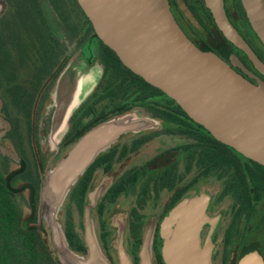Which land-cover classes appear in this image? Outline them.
Masks as SVG:
<instances>
[{"label": "flooded vegetation", "instance_id": "af4514ba", "mask_svg": "<svg viewBox=\"0 0 264 264\" xmlns=\"http://www.w3.org/2000/svg\"><path fill=\"white\" fill-rule=\"evenodd\" d=\"M168 2L174 19L199 49L216 54L250 84L264 85V74L224 37L204 0ZM224 4L230 22L264 65V44L242 1ZM194 10L202 12L201 23L194 20ZM98 40L78 0H0V116L6 122H0V144L16 156L0 149L1 170L9 176L18 174L15 183L25 188L19 200L27 212L38 202V229L52 242L56 239L50 219L55 209L44 211L41 220L43 191L51 183L55 191L63 170H74L88 143L74 154L71 150L111 116L110 103L95 96L96 87L70 117L65 137L52 151L54 95L67 69L99 63ZM192 121H162L153 129L128 132L70 186L57 217L64 243L74 254L87 258L93 251L110 264H144L145 246L148 262L166 264L162 223L179 203L201 194L211 197L207 214L215 225L203 227L201 240L205 245L211 235L212 264H237V252L227 243L230 237L263 242L264 193L257 198L264 186L251 184V206L246 211L245 203L226 191L230 173L210 175L206 156L210 132ZM76 128L85 130L84 135L76 143L65 142ZM236 220L239 229L233 235L230 229Z\"/></svg>", "mask_w": 264, "mask_h": 264}, {"label": "water", "instance_id": "95a60500", "mask_svg": "<svg viewBox=\"0 0 264 264\" xmlns=\"http://www.w3.org/2000/svg\"><path fill=\"white\" fill-rule=\"evenodd\" d=\"M78 1L98 38L128 69L163 91L217 141L264 166V85L250 84L216 54L199 49L174 19L168 0ZM241 1L252 28L264 44V0ZM204 2L224 37L242 49L264 74V65L230 22L224 0ZM103 73L99 63L76 64L64 72L54 95L57 110L51 145L58 148L68 131L70 117L93 93ZM0 122L6 123L1 116ZM158 125V121L143 113L129 114L94 128L71 150L74 154L88 143L74 170L64 169L55 191L51 183L42 194L41 220L44 211L52 206L55 209L50 228H55L57 243L53 241V244L60 253L59 264H110L93 251L87 258L74 254L64 243L57 213L70 186L110 145L128 132H141ZM0 149L16 159L2 144ZM210 201L207 194L184 200L163 221L162 254L166 264H212L211 235L205 245L201 240L203 227L215 225L207 214ZM142 260L151 264L145 246ZM237 264H264V257L259 248H252L239 257Z\"/></svg>", "mask_w": 264, "mask_h": 264}, {"label": "trees", "instance_id": "16d2710c", "mask_svg": "<svg viewBox=\"0 0 264 264\" xmlns=\"http://www.w3.org/2000/svg\"><path fill=\"white\" fill-rule=\"evenodd\" d=\"M192 13L194 20L201 23L202 12L194 10ZM98 42L97 61L103 67L104 73L95 96L106 99L111 105V116L103 122L143 113L158 122L185 118L193 123L174 100L134 74L113 50L102 41ZM74 132H71V138L68 137L65 142L76 143L85 130L78 131L76 128ZM208 141L206 156L210 175L220 176L223 170L229 172L226 191L233 194L239 202L245 203L246 211L250 210L249 188L253 182L257 188L264 186V166L216 141L209 133ZM17 178L18 174L9 176L0 168V264H59L49 236L38 229V202H35V208L30 209L31 211L25 210L19 200L24 195L25 188L16 185ZM263 193L264 188L258 189L257 200L261 199ZM238 229L236 220L230 229L231 234L234 235ZM227 243L230 249L237 252V259L252 248H259L261 254L264 251V239L263 242H237L230 237Z\"/></svg>", "mask_w": 264, "mask_h": 264}, {"label": "rangeland", "instance_id": "374dc122", "mask_svg": "<svg viewBox=\"0 0 264 264\" xmlns=\"http://www.w3.org/2000/svg\"><path fill=\"white\" fill-rule=\"evenodd\" d=\"M98 83V82H97ZM50 147H51V150L53 151V150H55V149H57L56 148V146H53V145H50ZM2 167V164H1V160H0V168ZM50 243H51V246L53 247V249H54V251L56 250V246L53 244V242L52 241H50ZM55 254H56V256H57V258L59 257L58 256V254L55 252ZM59 259V258H58Z\"/></svg>", "mask_w": 264, "mask_h": 264}]
</instances>
